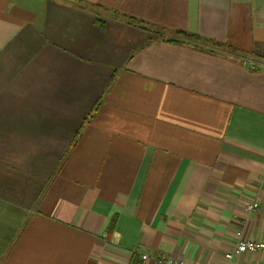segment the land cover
I'll list each match as a JSON object with an SVG mask.
<instances>
[{
	"label": "crops",
	"instance_id": "0c3cea01",
	"mask_svg": "<svg viewBox=\"0 0 264 264\" xmlns=\"http://www.w3.org/2000/svg\"><path fill=\"white\" fill-rule=\"evenodd\" d=\"M237 233L264 239V0H0V264H264Z\"/></svg>",
	"mask_w": 264,
	"mask_h": 264
},
{
	"label": "built area",
	"instance_id": "2783aa9c",
	"mask_svg": "<svg viewBox=\"0 0 264 264\" xmlns=\"http://www.w3.org/2000/svg\"><path fill=\"white\" fill-rule=\"evenodd\" d=\"M244 63L249 65L251 70L258 68V62L252 60H243ZM258 210V204L252 203L245 206V211L247 213H253ZM237 242L235 243L233 250L230 254L226 255V258H231L232 256H240L242 254L248 253H258L264 256V239L263 240H250L243 239L240 233L236 234ZM138 264H189L186 261L170 258V257H157L151 258L146 254H140Z\"/></svg>",
	"mask_w": 264,
	"mask_h": 264
},
{
	"label": "trees",
	"instance_id": "16d2710c",
	"mask_svg": "<svg viewBox=\"0 0 264 264\" xmlns=\"http://www.w3.org/2000/svg\"><path fill=\"white\" fill-rule=\"evenodd\" d=\"M143 28L150 30L149 27H145V26H143ZM176 35H177V37H179V38H190V39H192V40L195 41V42H199V41H200V42H202V43H204V44H208V45H210V46H218V45H215V44H210L211 42H208L207 40H201V39H199V38L196 37V36H187V35H185V34L182 33V32H177Z\"/></svg>",
	"mask_w": 264,
	"mask_h": 264
}]
</instances>
